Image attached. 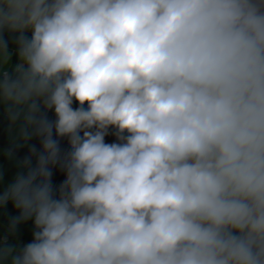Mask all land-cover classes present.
Wrapping results in <instances>:
<instances>
[{
  "label": "clouds",
  "instance_id": "1",
  "mask_svg": "<svg viewBox=\"0 0 264 264\" xmlns=\"http://www.w3.org/2000/svg\"><path fill=\"white\" fill-rule=\"evenodd\" d=\"M0 108V264H264V0H0Z\"/></svg>",
  "mask_w": 264,
  "mask_h": 264
},
{
  "label": "crops",
  "instance_id": "2",
  "mask_svg": "<svg viewBox=\"0 0 264 264\" xmlns=\"http://www.w3.org/2000/svg\"><path fill=\"white\" fill-rule=\"evenodd\" d=\"M27 35L30 36V33H27ZM6 40L9 41V49L15 53L16 48L15 45L12 43L13 37L9 36L7 33L4 37ZM16 63V56L15 54L12 57V64ZM78 104L74 103L73 107H77ZM48 118L49 120H55L54 112L49 111L48 112ZM115 141V137L113 135H109L106 137V142L112 143ZM9 135L7 131V121L3 114V109L0 108V170L3 172V180L0 181V191H3L7 188L8 184L11 182V179L15 175L16 169H14L12 166L7 164V162L4 161L2 158L3 151L8 148L9 146ZM31 146H35V148L39 151L41 148L40 142L37 139H33L29 142L28 145L20 148L18 151L14 152V156L19 160L22 161L25 156L28 155V149ZM60 146L62 150L68 149L67 140L62 139L60 141ZM33 165L35 164V159L33 158L32 161ZM53 176L52 179L59 180L63 182L65 179V175L63 172L59 170V168H53L52 169ZM19 215V212L17 209L14 208L13 204L9 202L5 207L0 208V236L7 235V227L10 218ZM32 230L33 225L31 221H28L26 223H23L18 226L17 233L14 237H10V242L16 243L18 242L20 245H24L27 243H30L32 240Z\"/></svg>",
  "mask_w": 264,
  "mask_h": 264
},
{
  "label": "trees",
  "instance_id": "3",
  "mask_svg": "<svg viewBox=\"0 0 264 264\" xmlns=\"http://www.w3.org/2000/svg\"><path fill=\"white\" fill-rule=\"evenodd\" d=\"M2 158L4 159L5 162H7V164H9L10 166H12L14 169L17 170L16 165L20 161L15 156H14V158L12 160H8L4 155H2ZM61 183L62 182L59 181V180L52 179V184H53L54 188L58 187ZM3 236H6V235H3Z\"/></svg>",
  "mask_w": 264,
  "mask_h": 264
},
{
  "label": "built area",
  "instance_id": "4",
  "mask_svg": "<svg viewBox=\"0 0 264 264\" xmlns=\"http://www.w3.org/2000/svg\"><path fill=\"white\" fill-rule=\"evenodd\" d=\"M3 237H5V236H1L0 238H3Z\"/></svg>",
  "mask_w": 264,
  "mask_h": 264
}]
</instances>
